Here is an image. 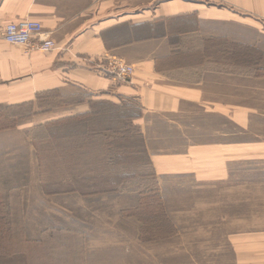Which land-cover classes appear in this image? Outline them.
I'll return each instance as SVG.
<instances>
[{
  "label": "crops",
  "instance_id": "1",
  "mask_svg": "<svg viewBox=\"0 0 264 264\" xmlns=\"http://www.w3.org/2000/svg\"><path fill=\"white\" fill-rule=\"evenodd\" d=\"M216 1L223 4L214 0H0V30L10 21L32 18L42 23L41 36L55 42L50 50H25L0 35V112L27 107L30 117L16 122L18 129L26 131L65 122L66 133L73 124L76 137L65 146L74 140L77 152L65 153V174L53 180L65 184V189H49L50 193L120 196L121 210L143 219L149 206L138 205L143 190L128 188V178L132 181L134 176L133 169L127 170L128 162H133L134 151L128 158V145L134 146V131L158 178L222 171L230 157V105L215 99L212 88L228 86L230 74L222 64L214 68L209 49L215 38L228 36L221 28L227 23L244 29L251 26L261 36L264 0ZM257 40L254 48L260 51ZM191 51L192 60L186 58ZM105 53L134 66L132 84L97 73L95 65ZM215 116L221 117L220 125H213ZM91 144L97 156L87 159L85 147ZM72 156L78 162L97 164L75 171L70 166ZM198 165L207 166L201 168L207 173L199 172ZM97 178H113L109 189H100ZM90 238L79 221L44 225L27 239L31 249L0 252V264H89ZM262 247L253 241L239 246L240 264H264ZM251 253L254 257L247 262L245 257Z\"/></svg>",
  "mask_w": 264,
  "mask_h": 264
},
{
  "label": "rangeland",
  "instance_id": "2",
  "mask_svg": "<svg viewBox=\"0 0 264 264\" xmlns=\"http://www.w3.org/2000/svg\"><path fill=\"white\" fill-rule=\"evenodd\" d=\"M259 25L261 36L248 25L244 29L224 24L221 28L228 36L215 38L209 49L214 68L222 64L230 74L228 86L212 88L215 99L230 105V157L221 172L158 178L142 154L137 131L132 134L128 158L133 148V162H128L127 170L133 169L134 176L132 181L128 178V188L143 190L137 200L138 205H149L143 219L126 215L120 196L50 193L49 189H65V184L53 180L65 174V153L77 152L74 140L65 146L76 137L73 124L66 133L65 122L26 131L16 122L30 117L27 107L19 113L8 108L0 112V252L29 250L27 239L42 226L66 219L79 221L89 233V264H240L239 246L252 241L263 245L264 23ZM255 40L260 51L254 48ZM186 55L190 60L195 56L194 51ZM133 76L134 72L132 82ZM211 120L214 126L221 123V117ZM85 152L87 159L97 156L92 144ZM76 159L72 156L70 161L75 171L97 164ZM198 166L199 172L207 173V166ZM97 180L104 190L113 178ZM259 253L264 259V247ZM251 255L245 257L247 262Z\"/></svg>",
  "mask_w": 264,
  "mask_h": 264
},
{
  "label": "built area",
  "instance_id": "3",
  "mask_svg": "<svg viewBox=\"0 0 264 264\" xmlns=\"http://www.w3.org/2000/svg\"><path fill=\"white\" fill-rule=\"evenodd\" d=\"M42 23L32 18H22L6 23L0 30L2 39L25 50H50L55 42L50 37H42ZM95 70L99 75L117 82H132L134 66L123 59L105 53L98 59Z\"/></svg>",
  "mask_w": 264,
  "mask_h": 264
}]
</instances>
